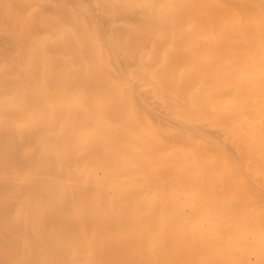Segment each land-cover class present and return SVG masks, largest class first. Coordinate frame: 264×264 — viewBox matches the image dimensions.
Listing matches in <instances>:
<instances>
[{
	"label": "bare ground",
	"instance_id": "6f19581e",
	"mask_svg": "<svg viewBox=\"0 0 264 264\" xmlns=\"http://www.w3.org/2000/svg\"><path fill=\"white\" fill-rule=\"evenodd\" d=\"M0 264H264V0H0Z\"/></svg>",
	"mask_w": 264,
	"mask_h": 264
}]
</instances>
